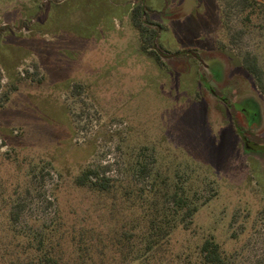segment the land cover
I'll return each instance as SVG.
<instances>
[{
  "label": "rangeland",
  "instance_id": "1",
  "mask_svg": "<svg viewBox=\"0 0 264 264\" xmlns=\"http://www.w3.org/2000/svg\"><path fill=\"white\" fill-rule=\"evenodd\" d=\"M54 1L0 0V27H11L0 36V96L19 84L0 105V254L15 202L25 206L15 230L28 237L58 214L62 232L80 225L109 232L112 201L78 188L75 178L87 166L108 167L107 176L128 187L147 153L155 173L172 182L186 174L199 191L189 230L172 236L175 254L214 238L231 264H264V157L246 153L226 104L205 84L231 102H259L262 142L264 97L230 45L221 3L148 0L155 47L200 55L161 64L141 49L131 19L138 0ZM248 24L239 46L264 67V21ZM216 64L224 73L217 83ZM26 70L34 78L20 81ZM116 207L130 219L123 201Z\"/></svg>",
  "mask_w": 264,
  "mask_h": 264
},
{
  "label": "trees",
  "instance_id": "2",
  "mask_svg": "<svg viewBox=\"0 0 264 264\" xmlns=\"http://www.w3.org/2000/svg\"><path fill=\"white\" fill-rule=\"evenodd\" d=\"M218 1L222 5L230 45L239 51L244 69L253 76L264 97V67L257 54L239 46L247 34V23L255 18L264 21V0ZM44 9L45 4H41L35 17L41 16ZM150 9L148 0L134 2L131 19L139 32L142 51L162 64L160 51L155 47L158 29L152 25ZM237 19L243 21V26L235 23ZM27 24V20H22L20 29ZM8 29H11L10 25H2L0 36ZM3 71L0 68V83ZM212 75L221 81L224 77L221 66ZM29 78H34L33 74L26 70L19 79ZM18 89L19 84L15 82L7 86L0 96V105ZM255 104L259 108L258 103ZM142 156L144 158L138 160L134 171L133 183L128 187L107 176L108 167L87 166L75 178L78 188L112 201L106 206L111 222L114 221L109 232L83 225L62 232L58 214L56 220L43 226L39 237H28L15 230L25 206L23 202L13 203L8 212L10 235L2 240L0 264H231V259L214 238H207L175 254L172 236L180 228L189 230L199 210L195 200L199 191L188 184L190 179L185 178L186 174L183 177L178 175V179L172 182L167 176L155 173L153 159H145L149 157L147 153ZM117 200L124 202L127 209L124 212L129 213V220L118 217Z\"/></svg>",
  "mask_w": 264,
  "mask_h": 264
},
{
  "label": "flooded vegetation",
  "instance_id": "3",
  "mask_svg": "<svg viewBox=\"0 0 264 264\" xmlns=\"http://www.w3.org/2000/svg\"><path fill=\"white\" fill-rule=\"evenodd\" d=\"M182 55H187L188 57H194L187 53L181 54L178 56H182ZM218 66L220 65L216 64L213 67H211V72H210L211 75H212V72L217 70ZM212 80L216 83L220 82V81H217V79H215L213 75H212ZM205 84L208 90L210 91V94L214 98L221 100L226 104V107L228 108L232 116L231 118H233V122L236 127V130L241 136L242 144L244 146L246 153L256 154L261 157H264V138L262 142H259L258 140H256L258 139L256 136V131L261 128L260 126L262 123V112L261 113L259 112V110L261 111L259 102L256 101L254 98H245V99L240 100L239 102L238 101L231 102L227 99V97H224L222 93L217 91L208 82L205 81ZM255 103H258L260 109L258 108V106H256ZM238 114L242 116L240 120L235 119L236 115ZM252 119L253 120L257 119L258 122H256V124L253 125L252 127H247L245 120H248L250 122ZM246 140L248 141V144H246ZM247 145L249 146L248 148H247Z\"/></svg>",
  "mask_w": 264,
  "mask_h": 264
},
{
  "label": "water",
  "instance_id": "4",
  "mask_svg": "<svg viewBox=\"0 0 264 264\" xmlns=\"http://www.w3.org/2000/svg\"><path fill=\"white\" fill-rule=\"evenodd\" d=\"M159 53H160V55H161L162 58H166V59H171L173 57H176L178 55L185 54V53L190 54V55H192V56L200 59V55L197 52H195V51H183V52L176 53V54H172V55L165 54V53H162V52H159ZM246 144H248V141L247 140H246ZM248 147L249 146L247 145V148Z\"/></svg>",
  "mask_w": 264,
  "mask_h": 264
}]
</instances>
